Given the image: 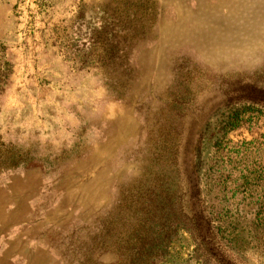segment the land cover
<instances>
[{
  "label": "rangeland",
  "instance_id": "374dc122",
  "mask_svg": "<svg viewBox=\"0 0 264 264\" xmlns=\"http://www.w3.org/2000/svg\"><path fill=\"white\" fill-rule=\"evenodd\" d=\"M252 88L264 0H0V137L28 155L0 173V264H119L161 171L190 228L159 264H264Z\"/></svg>",
  "mask_w": 264,
  "mask_h": 264
},
{
  "label": "trees",
  "instance_id": "16d2710c",
  "mask_svg": "<svg viewBox=\"0 0 264 264\" xmlns=\"http://www.w3.org/2000/svg\"><path fill=\"white\" fill-rule=\"evenodd\" d=\"M261 90L252 88L250 92L255 97L250 96L247 101L260 103L264 107V100L259 98L264 94ZM2 93L1 89L0 95ZM27 158L25 151H19L0 137V173L21 169ZM160 174L161 179L151 180L139 189L138 198L133 203L135 208L130 209L135 216L130 221L133 228L127 230L123 237V240L130 244L119 246V264H159L167 256L173 236L178 230L190 228L189 223L179 225L180 219H185L180 185L174 188L165 182L166 179L162 180L166 176L165 171H161ZM198 214V219L205 221L209 228V223L201 210Z\"/></svg>",
  "mask_w": 264,
  "mask_h": 264
}]
</instances>
